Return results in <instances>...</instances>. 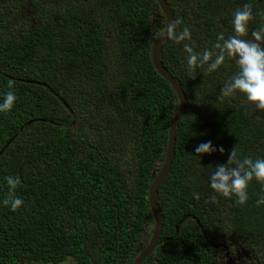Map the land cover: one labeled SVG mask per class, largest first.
<instances>
[{"label": "trees", "instance_id": "16d2710c", "mask_svg": "<svg viewBox=\"0 0 264 264\" xmlns=\"http://www.w3.org/2000/svg\"><path fill=\"white\" fill-rule=\"evenodd\" d=\"M80 1L49 8L43 23L27 29L9 27L10 15L17 3L38 7L41 0H0V94L11 81L17 95L0 113V196L4 178L15 175L24 200L15 212L0 207V264H132L151 238L148 190L178 108L150 58L165 17L154 0ZM165 1L182 20L178 29L191 28L197 51L211 47L218 32H231L228 21L243 3L254 14L264 11V0ZM160 59L181 84L188 109L156 194L160 241L141 264H222V243L264 253V206L255 204L260 185H249L245 205L213 203L201 169L226 163L233 147L241 156H264V112L241 96L220 94L235 71L231 61L190 77L181 46L169 39ZM208 140L224 153L198 159L195 147Z\"/></svg>", "mask_w": 264, "mask_h": 264}, {"label": "clouds", "instance_id": "9594fccd", "mask_svg": "<svg viewBox=\"0 0 264 264\" xmlns=\"http://www.w3.org/2000/svg\"><path fill=\"white\" fill-rule=\"evenodd\" d=\"M256 17L260 18V22L257 27L251 28ZM181 23V18L172 20L167 24L164 35L174 45L181 46L189 76L195 77L196 70L204 66L208 73H215L226 61H231L235 71L223 83L220 94L229 98L241 96L247 105L264 111V11L254 14L251 3L238 6L228 21L231 32L227 35V30L218 32L211 47L200 51L194 48L191 28L183 26L178 29ZM163 30L156 34L155 39ZM16 100L17 95L10 81L7 90L0 94V113L9 112ZM216 151L223 154L225 150L223 146H214L208 140L195 147V156L199 159L202 154ZM201 169L206 170L207 187L211 194L209 199L213 203L223 198L231 199L237 205H245L249 200L248 187L255 181L261 188L255 204L264 206V156H241L238 149L233 147L226 163ZM4 179L6 191L0 196V207L18 211L24 205V200L17 194L20 179L15 175H8ZM192 197L199 200L200 193L194 191Z\"/></svg>", "mask_w": 264, "mask_h": 264}, {"label": "water", "instance_id": "95a60500", "mask_svg": "<svg viewBox=\"0 0 264 264\" xmlns=\"http://www.w3.org/2000/svg\"><path fill=\"white\" fill-rule=\"evenodd\" d=\"M154 1L158 4L161 12L165 17V27L162 33L158 35V37L151 44L150 58L157 74L162 79L167 81L174 90L176 97L178 99V108L176 112L173 114V117L169 125L167 148H166L163 164L160 170L158 171V174L155 176L152 183L150 184L148 190V196H147L148 204L152 216L154 218L151 238L148 244L139 252L137 257L133 260L132 264H141L142 261L146 259L153 252V250L157 247L160 241V235L162 231V221H161V212L156 200V194L159 186L162 184V182L165 180L166 176L168 175L170 167L172 165V161L175 155V141H176L175 139H176L177 126L179 121L185 115L188 107L187 96L183 88L181 87V84L170 72H168L165 69L160 59L162 44L167 40L166 34L164 35V32L167 24L171 23V21L174 20L173 14L171 8L169 7V5L165 0H154Z\"/></svg>", "mask_w": 264, "mask_h": 264}, {"label": "rangeland", "instance_id": "374dc122", "mask_svg": "<svg viewBox=\"0 0 264 264\" xmlns=\"http://www.w3.org/2000/svg\"><path fill=\"white\" fill-rule=\"evenodd\" d=\"M28 3L30 6H27L22 3L16 4L17 8L14 9L12 11V14L10 15L11 16L10 20L12 18V21H10L9 27H14L15 23L18 22V23H25V26H27L28 29L30 26L29 24L36 26L37 22L43 23L45 19L44 11H47L49 8L63 9L64 5L66 4V0H41V4L38 7H34L33 4H31L30 2ZM160 24H161L160 28L164 29V23H160ZM18 27L19 25H16V28ZM252 246L249 248L248 251H244V254L247 255L249 258V259H245L247 264H258L259 262H263L264 253L259 251L256 247H252ZM240 248L243 249L242 246L234 247V249H236L237 251ZM254 259H258V260L254 261ZM223 261L224 262L222 264H240L237 260H235V258L230 256L225 257ZM63 264H75V262L69 259L66 260Z\"/></svg>", "mask_w": 264, "mask_h": 264}, {"label": "flooded vegetation", "instance_id": "af4514ba", "mask_svg": "<svg viewBox=\"0 0 264 264\" xmlns=\"http://www.w3.org/2000/svg\"><path fill=\"white\" fill-rule=\"evenodd\" d=\"M222 246L225 248L226 251H228L226 253L225 257H227V256L232 257V255L234 254L235 256L234 255L233 256H234L235 260H237L240 264H247L245 259H249V258L247 255L244 254V252L240 253V250L237 251L236 249H234V247L227 249V245L224 243H222ZM255 260H258V259H254V261ZM258 264H264V261L259 262Z\"/></svg>", "mask_w": 264, "mask_h": 264}]
</instances>
